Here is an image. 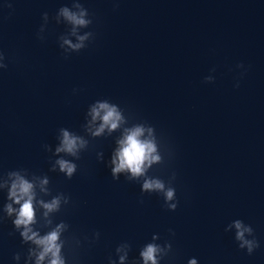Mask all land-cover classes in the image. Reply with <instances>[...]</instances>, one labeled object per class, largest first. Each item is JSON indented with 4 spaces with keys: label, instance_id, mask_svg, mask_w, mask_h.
<instances>
[{
    "label": "water",
    "instance_id": "obj_1",
    "mask_svg": "<svg viewBox=\"0 0 264 264\" xmlns=\"http://www.w3.org/2000/svg\"><path fill=\"white\" fill-rule=\"evenodd\" d=\"M0 264H264V0H0Z\"/></svg>",
    "mask_w": 264,
    "mask_h": 264
}]
</instances>
